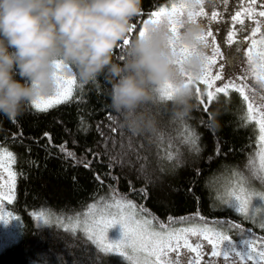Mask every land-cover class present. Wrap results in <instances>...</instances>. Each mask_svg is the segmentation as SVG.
I'll return each instance as SVG.
<instances>
[{
  "label": "trees",
  "instance_id": "1",
  "mask_svg": "<svg viewBox=\"0 0 264 264\" xmlns=\"http://www.w3.org/2000/svg\"><path fill=\"white\" fill-rule=\"evenodd\" d=\"M172 1L142 0L129 37L139 33L151 13ZM124 46L121 43L114 51L115 62L122 61ZM110 88L101 75L83 88L74 87L71 99L46 112L31 104L14 120L0 114V144L16 155L15 196L7 209L18 221L16 238L0 250V264H93L97 256L102 264H127L120 256L100 254L83 232L40 225L33 215L41 210L65 217L78 215L108 195L109 186L127 193L164 223L170 217L177 221L199 212L209 222L230 220L242 227L252 225L241 222L233 211L219 208L209 194L210 179L217 172L236 166L242 169L256 151L257 125L244 126L245 105L238 92L230 90L228 98L220 94L206 110V99L204 104L194 100L195 107L185 122L201 137L199 154L175 139L179 125L173 122L176 116L170 106L152 109L157 130L173 137L171 151L179 149L182 154L177 166V161L159 158L169 151L167 139L158 145L153 133L134 136L117 126L110 107ZM218 143L220 154L216 155ZM61 145L73 152L77 161H90L91 166L85 168L83 163L67 159ZM130 182L137 189L147 188L149 198L145 201L138 192L130 193ZM251 230L264 236V230L256 226Z\"/></svg>",
  "mask_w": 264,
  "mask_h": 264
},
{
  "label": "snow or ice",
  "instance_id": "2",
  "mask_svg": "<svg viewBox=\"0 0 264 264\" xmlns=\"http://www.w3.org/2000/svg\"><path fill=\"white\" fill-rule=\"evenodd\" d=\"M236 2L239 3V0ZM245 2L248 6L243 12L237 11L231 15L233 29L227 32L225 42L228 51L222 50V45L217 43L213 25L215 32H219L220 25L224 23V13L229 11L231 0H195L194 4L189 3V0H174L171 8L161 7L159 11L151 13L153 19L145 23L139 34L143 35L146 26L150 23L166 21L170 31L175 33L180 18L186 16L190 21L207 20L201 39L205 41L207 49H211V55H206L203 70L197 78V81L206 88L204 92L196 88L195 96L201 104H204L206 95V110L220 94L228 98L230 89L238 92L245 105V113L242 117L244 126L255 123L259 133L256 152L248 156L242 169L239 166L232 169L224 195L218 196L217 199L221 201L223 210H231L264 230V31H262L264 20L257 19V17L264 18V0H245ZM257 4L261 6L259 11L256 9ZM206 5L223 6V11H212L209 15L205 10ZM246 20L255 23V27L251 28V35L236 39L237 31H248ZM134 28L133 25L129 32L131 33ZM128 42V39H125L123 45ZM245 42L251 45L246 53L243 50ZM183 51L187 53L189 50L185 48ZM237 63L243 68V73L237 77L240 83L227 79L221 87H215V82L225 80L226 76L235 70ZM74 87H80L74 76H62L54 96L47 100L36 99L32 105L37 111L46 112L49 108L71 99ZM163 95L167 96L170 93L165 90ZM185 117L178 115L173 121L179 125L175 139H179L190 152L199 154L202 151L201 137L185 122ZM153 134L158 145L168 140L169 151L159 158L177 161L179 166V157L182 154L179 149L175 152L171 151L174 138L166 131L155 130ZM20 136L22 137V133ZM45 136L51 140L50 134L45 133ZM13 139H16L15 135ZM60 149L67 159H72L78 164L83 163L85 168L91 166L90 161H77L75 154L68 151L65 145H61ZM219 154L218 143L216 155ZM15 164L16 155L0 144V181L4 179L5 173L8 179V195L0 193V201L7 200L11 203L14 199L17 179V173L13 170ZM19 175L22 176L23 173ZM197 175H200L199 169ZM97 180L103 184L100 177L97 176ZM257 183L260 185L259 189L255 187ZM2 187L3 185L0 184V188ZM136 192L145 201L149 198L147 188L137 189L130 182V193ZM33 215L42 224L51 222L50 219L45 218L47 214L44 212ZM82 215L88 218L85 220V238L96 246L100 254L120 256L126 259L127 264H181V248L192 254L188 264H220L221 261L223 264H264V236L256 235L251 229H246L230 220L209 222L200 216L199 212L194 217H181L180 222L197 219L200 224L170 229L169 226L176 222L174 218L170 217L167 223L159 221L143 204L138 205L128 199L127 193H120L118 187L109 186L107 197H101L99 201L88 205V210ZM6 216L12 214L0 209V219ZM115 225H119V235L113 238L109 236V230ZM223 225L227 227L224 228ZM232 232L235 233L236 238L229 234ZM190 237H195L196 242H191ZM204 242L211 246V251L208 253L203 251ZM172 253L176 254L175 259L171 258ZM205 256L208 257L207 260L204 259ZM93 264H102L99 256L93 259Z\"/></svg>",
  "mask_w": 264,
  "mask_h": 264
},
{
  "label": "clouds",
  "instance_id": "3",
  "mask_svg": "<svg viewBox=\"0 0 264 264\" xmlns=\"http://www.w3.org/2000/svg\"><path fill=\"white\" fill-rule=\"evenodd\" d=\"M141 10L142 0H0V114L14 120L55 94L62 76L83 88L104 75L117 126L134 136L157 130L160 105L189 115L207 55L204 26L185 16L175 33L161 21L129 37Z\"/></svg>",
  "mask_w": 264,
  "mask_h": 264
},
{
  "label": "rangeland",
  "instance_id": "4",
  "mask_svg": "<svg viewBox=\"0 0 264 264\" xmlns=\"http://www.w3.org/2000/svg\"><path fill=\"white\" fill-rule=\"evenodd\" d=\"M173 2L174 1L170 2L168 5H164L162 7L171 8V5ZM247 6L248 5L245 2V0H239V3H237L236 0H231L230 6H229V11L224 13V23L220 25V31L215 32V25H213V30H214V34L216 36V41H217V43L222 45V50H225V51L229 50V48H228V46H226L225 42L227 39V32L229 30L233 29V24L231 22V15H234L237 11L243 12V10L245 8H247ZM160 8H158L154 12L159 11ZM256 9H257V11L261 10L260 4L256 5ZM205 10L210 15L212 11H223V6L217 5L216 7H212L210 5H206ZM151 19H153V17L150 15V17L143 23L141 29L144 28L145 23L150 21ZM257 19L264 20V18H259V17H257ZM200 22L203 24L204 27L207 26V20H200ZM246 23L248 24V31L247 32L237 31L236 39H243V37L245 35H249V36L251 35V28L255 27V23L253 21H247V20H246ZM236 28L238 30L239 26L237 25ZM262 31H264V29H262ZM250 46L251 45L249 42H245V44L243 46V50L245 53L247 52V48ZM206 51H207V55H211V49H206ZM213 70H215V69H213ZM242 73H243V68L241 67L240 63H237L235 66V70L233 72H231L230 75L226 76L225 80L215 82V87H221L223 85V83L226 82L227 79H232V80H235L237 83H240V81L237 79V77L240 76ZM249 83H251V81H249ZM194 88L195 89L200 88L201 92H204L206 86L203 85L202 83H200L199 81H196ZM54 95L55 94L44 97V100H47L49 97L54 96ZM204 99L207 100L206 95L204 96ZM258 135H259V133L257 131V138H258ZM257 138H256V144H257ZM232 169H225L221 172L219 171L210 179L209 194L212 197V200H216L218 202L219 208H222V205H221V201L219 199H217V197L224 195L225 189L227 188L228 182L231 178ZM0 184L3 185V187L0 188V193L7 196L8 195V179H7L6 173L4 174V179L2 181H0ZM255 187L257 189H259L260 185L257 183V184H255ZM104 197H107V195H105ZM8 203L9 202L7 200L0 201V209H2L5 213H10V211L7 209ZM86 210H88V208L83 209V211H81L78 215L76 214V215L68 216V217L62 216L60 214L52 213V212L47 211V210L38 211L37 214L41 213V212H44L47 214L45 218L50 219L51 222L49 224H42L40 221H38L36 219L35 216L34 217H35L36 222L40 225H50V226H56V227L58 226V227H62L64 229H69L72 231H80V232L84 233V228L86 227L85 220L88 218L84 217L82 215V213H84ZM229 211H231V210H229ZM240 219H241V222L245 221L243 219V217H241V216H240ZM219 221L223 222L225 220H219ZM212 222H215V221H212ZM234 223H236V222H234ZM198 224H200V221H198V220L186 219L183 222H180V220H177L175 223H172L169 227H170V229H179L182 227H190V226L198 225ZM238 224H241V223H238ZM252 225L256 226L253 223H252ZM252 225L248 224V225H243V226L246 229L247 228L251 229ZM17 226H18V221L16 220V218L13 215L8 216V217L6 216L5 218L0 219V250L2 248H4L6 245H8L14 241V239L16 238V235H17V232H16ZM223 227L226 228L227 225H223ZM229 234L232 235L233 238H236L234 232L229 233ZM118 235H119V225H115V226H113V228H111L109 230V236L115 238ZM190 240L193 243L196 242L195 237H190ZM203 251L205 253H208L211 251V246L207 245L206 242H204ZM190 255H192V254H190L186 249L181 248V250H180L181 264H188V260L190 258ZM171 258L175 259L176 254L172 253ZM123 259L126 260L125 258H123ZM204 259L207 260L208 257L205 256ZM220 264H223V262L221 261Z\"/></svg>",
  "mask_w": 264,
  "mask_h": 264
}]
</instances>
